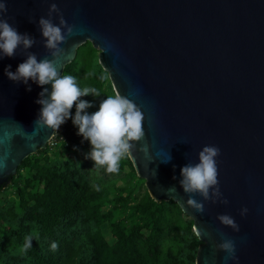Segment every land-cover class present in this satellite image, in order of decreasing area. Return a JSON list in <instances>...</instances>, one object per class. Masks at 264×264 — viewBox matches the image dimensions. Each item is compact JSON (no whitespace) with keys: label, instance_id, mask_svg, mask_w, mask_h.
Listing matches in <instances>:
<instances>
[{"label":"water","instance_id":"water-1","mask_svg":"<svg viewBox=\"0 0 264 264\" xmlns=\"http://www.w3.org/2000/svg\"><path fill=\"white\" fill-rule=\"evenodd\" d=\"M0 2L7 4L3 18L35 38L28 51L38 61L48 52L35 22L47 18L56 3L79 33L61 45L68 50L58 65L61 76L77 50L90 43L114 94L140 107L145 137L127 157L153 201L174 202L192 220V229H205L201 238L193 231L200 242L195 264H223L225 254L214 249L221 234L236 241L238 264H264V0ZM58 22L54 14L53 23ZM25 59L19 49L0 59V187L56 131L34 125L43 89L30 80L27 91L4 74L8 65L15 72ZM44 87L51 91V85ZM145 143L152 161L139 150ZM206 145L220 149L217 178L229 203L207 202L200 214L187 205L189 195L179 180L181 168L198 163ZM173 186L177 191L166 194ZM192 198L203 202L199 194ZM222 214L235 219L239 233L219 223Z\"/></svg>","mask_w":264,"mask_h":264},{"label":"trees","instance_id":"trees-1","mask_svg":"<svg viewBox=\"0 0 264 264\" xmlns=\"http://www.w3.org/2000/svg\"><path fill=\"white\" fill-rule=\"evenodd\" d=\"M94 53L90 43L81 46L63 72L73 75L81 90L96 88L100 92L99 97L79 98L92 105L85 110L88 114L98 111L100 102L110 96L102 89L106 73L94 64ZM77 132L72 120H66L51 140L61 145L66 157L35 158L48 154L45 147L26 158L10 183L0 187V264H195L200 242L192 220L174 202L157 203L146 192L131 211V217L138 216L142 222L130 227L113 223L112 209L102 213L104 206L126 204L127 199L107 200L103 192L92 189L85 161L74 154L75 149L91 146ZM124 160L135 177L127 155ZM24 169L28 175L22 180ZM21 180V186L16 185ZM11 187H15L18 202L14 213L8 212L7 198L2 197ZM107 224L112 242L102 233ZM29 240L31 246L26 247ZM171 243L177 254L172 253Z\"/></svg>","mask_w":264,"mask_h":264},{"label":"clouds","instance_id":"clouds-1","mask_svg":"<svg viewBox=\"0 0 264 264\" xmlns=\"http://www.w3.org/2000/svg\"><path fill=\"white\" fill-rule=\"evenodd\" d=\"M6 13V2H0V59L14 57L18 49L26 55V59L18 65L15 72L11 71V65H8L4 74L9 81L28 86L27 91H31L30 80L43 89L36 100L41 108L34 121L35 127L57 130L66 120L71 119L73 125L78 128L77 135L90 142L91 151L86 159L92 160L94 167L106 168L108 173L118 172L122 158L135 150L136 142L142 141L145 137L143 129L145 117L140 107L127 97L116 93L102 100L98 111L92 114L85 111L92 105L79 98L89 94L99 97L100 92L96 88L81 90L73 75L61 76L58 70L61 58L68 51L61 45L79 33L75 25H69L65 21L56 3L50 4L47 18L41 16L35 22L43 38V46L48 52V55L39 61L35 53L28 51L36 44L35 38L27 33H19L16 27L3 18ZM54 14L59 17L58 24L53 23ZM29 21L33 22L31 19ZM75 46L72 47L75 48ZM46 85H51V91L44 87ZM74 104L76 111L75 115L71 116L70 110ZM139 150L144 153L146 159L153 160L146 143ZM219 156V147L206 145L198 153V163H187L181 168L179 185L183 193L189 195L187 205L196 213L203 214L207 202L212 204L219 202L225 206L229 203L223 198L217 178V158ZM170 160L171 158L161 162L168 163ZM176 191V187L173 186L166 190V194ZM194 194H199L203 202L192 198ZM247 213L248 209L245 207L240 210L239 215L243 218ZM216 219L221 225L230 227L233 232H240V226L232 216L222 214ZM193 231L200 238L207 234L203 228L198 230L196 227ZM30 246L31 241L29 240L26 247ZM56 247L57 244L53 243L52 248ZM214 249L225 254L222 258L223 264H228L229 261H232V264H238L234 239L226 238L221 234V242L215 244Z\"/></svg>","mask_w":264,"mask_h":264},{"label":"rangeland","instance_id":"rangeland-1","mask_svg":"<svg viewBox=\"0 0 264 264\" xmlns=\"http://www.w3.org/2000/svg\"><path fill=\"white\" fill-rule=\"evenodd\" d=\"M94 64L99 66L97 50H95L94 53ZM102 89H106L110 93V95H115L112 91L113 89L107 74L106 79L103 82ZM75 111L76 109L73 108L70 110L72 116L75 115ZM52 139H54V137ZM89 146H91L90 142ZM46 147L48 154L44 153L40 156H35V158H40L39 160H41L44 155L51 159L57 158L58 155L63 158L66 157V154H63V152H61V145L55 144V140H53V142H49ZM90 151L91 149L86 148L75 149L74 154H80L81 158L85 161L89 172V180L92 189L103 192V195L107 200H113L118 198L119 196L122 197V199H127L126 204H124L123 202H116L114 204H108L104 206L101 210L102 213H105L109 209H112L111 221L113 223L122 222L125 227H130L133 223H141L142 218L138 216L131 217V211L133 207L141 201L142 197L147 192L144 185V181H137V176L135 175L134 177L131 172H129V167H127L128 165H126L124 158H122V160L120 161L119 171L116 173H108L106 171V168L104 167H94V162L90 159H86V156L90 153ZM22 173L24 176L22 177L23 180L25 179V176L28 175L27 170H22ZM22 180L20 181V184L16 185L21 186ZM14 189L15 187H11V190H4L2 195V197L7 198L5 203L8 204V212L11 213L18 211L17 195L14 193ZM102 233L107 241L112 242L113 237L111 236V230L108 224L102 227ZM170 247L172 253H178L174 244L171 243Z\"/></svg>","mask_w":264,"mask_h":264}]
</instances>
